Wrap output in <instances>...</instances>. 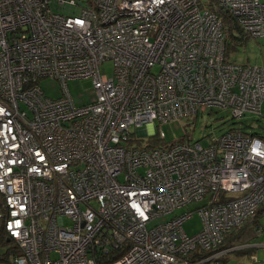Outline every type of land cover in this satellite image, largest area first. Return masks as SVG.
Wrapping results in <instances>:
<instances>
[{"label": "built area", "instance_id": "built-area-1", "mask_svg": "<svg viewBox=\"0 0 264 264\" xmlns=\"http://www.w3.org/2000/svg\"><path fill=\"white\" fill-rule=\"evenodd\" d=\"M217 2L264 37V0ZM225 41L202 0H0V222L18 248L0 264H227L225 235L264 206V137L147 147L136 130L161 141L156 121L260 115L264 66L230 61ZM48 76L59 97L38 85ZM77 78H92L88 103L67 88ZM200 199L195 234L190 212L156 220Z\"/></svg>", "mask_w": 264, "mask_h": 264}, {"label": "rangeland", "instance_id": "rangeland-1", "mask_svg": "<svg viewBox=\"0 0 264 264\" xmlns=\"http://www.w3.org/2000/svg\"><path fill=\"white\" fill-rule=\"evenodd\" d=\"M202 1L208 2V0ZM235 34L239 35L240 33L237 31ZM235 44L234 48L228 53L230 61L240 64L250 63L264 66V37H244L242 40H237ZM99 73L101 76L112 77L113 61L106 59L101 62L99 64ZM38 85L43 90L45 96L56 98L62 94L59 82L50 76L40 79ZM66 85L75 103L78 105L88 103L94 98L92 78L69 79L66 81ZM231 128H239L244 132H254L261 136L264 135V101L261 104L260 115L246 113L242 118H234L228 108L212 107L175 121L165 123L156 121L154 124L156 132H160V130L164 132V138L161 140V144H164V146L181 139L187 142H199L201 145L206 146L211 142L212 138L220 136ZM136 130H139L142 135L140 136L143 138L141 142L152 143L151 137L145 131V125ZM134 136L136 137V133ZM205 203L206 199L191 201L175 208L163 218L161 217L156 220H166L173 216L190 212L191 216L183 221L182 226L187 234H195L202 228V220L198 210ZM259 213L257 222L264 227V210H261ZM65 223L69 224V220L65 219ZM225 238V246L229 247L233 245L232 247H237V249L223 254L222 259L227 264H255V260L251 258L252 255L256 256V261H264V246L240 247L244 244L257 245L264 243V230L257 234L255 222H248L246 225L234 228L225 235ZM17 250L18 248L14 241L6 240L0 222V257L7 256L9 253Z\"/></svg>", "mask_w": 264, "mask_h": 264}, {"label": "trees", "instance_id": "trees-1", "mask_svg": "<svg viewBox=\"0 0 264 264\" xmlns=\"http://www.w3.org/2000/svg\"><path fill=\"white\" fill-rule=\"evenodd\" d=\"M207 4L210 6V9L215 11L218 16L221 19L222 25L225 27V33H226V41H225V53L226 56L228 58V53L230 52V50H232V48H234V46L236 45L235 42L239 39H243L244 37H249L248 34H246L241 27L238 25V23L236 22V19L234 16H232L230 13H228V11L224 10L217 2V0H208ZM227 27V29H226ZM239 32V35H236L235 32ZM234 42V43H233ZM244 132V131H243ZM251 134H256L254 132H251ZM259 135V134H257ZM261 136V135H259ZM264 136V135H262ZM189 139V137H188ZM151 142H153L152 144L147 145V147H153V144H161V141H159L157 139V137L153 136L151 139ZM177 142H187L184 139H181ZM264 208V206H260L257 208L256 210V215L254 216L253 219L245 222L243 225H246L248 222H255L256 223V229L257 228H261L260 232H262V230H264V227H262L261 224H259L257 222L258 219V213L261 211V209ZM242 225V226H243ZM241 227V226H240ZM226 239V238H225ZM8 240V239H6ZM225 240L224 243L220 246V248H225L227 246H225ZM226 262V261H225ZM227 263V262H226Z\"/></svg>", "mask_w": 264, "mask_h": 264}, {"label": "clouds", "instance_id": "clouds-1", "mask_svg": "<svg viewBox=\"0 0 264 264\" xmlns=\"http://www.w3.org/2000/svg\"><path fill=\"white\" fill-rule=\"evenodd\" d=\"M239 129V128H238ZM139 133H140V131H139ZM247 133H250L251 134V132H247ZM252 135H255V136H259V135H257V134H252ZM259 137H264V136H259ZM242 226V225H241ZM259 234V233H258ZM7 239V238H6ZM8 241V240H7Z\"/></svg>", "mask_w": 264, "mask_h": 264}, {"label": "crops", "instance_id": "crops-1", "mask_svg": "<svg viewBox=\"0 0 264 264\" xmlns=\"http://www.w3.org/2000/svg\"><path fill=\"white\" fill-rule=\"evenodd\" d=\"M261 210H264V208H262ZM258 214H260V213H258Z\"/></svg>", "mask_w": 264, "mask_h": 264}]
</instances>
